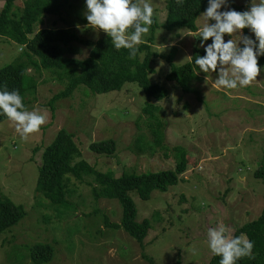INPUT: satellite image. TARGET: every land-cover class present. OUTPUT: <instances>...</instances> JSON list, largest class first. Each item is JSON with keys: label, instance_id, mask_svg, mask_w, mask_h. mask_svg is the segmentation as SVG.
<instances>
[{"label": "rangeland", "instance_id": "1", "mask_svg": "<svg viewBox=\"0 0 264 264\" xmlns=\"http://www.w3.org/2000/svg\"><path fill=\"white\" fill-rule=\"evenodd\" d=\"M58 1L62 5L60 15L45 16L43 23L34 27L35 32L70 29L79 39L93 43L108 36L89 25L86 0ZM25 2L18 0L14 10L20 13ZM146 2L164 26L166 0ZM235 2L248 11L252 0ZM4 5L5 0H0V13ZM228 10H233L228 3L220 9ZM204 22L201 15L197 28ZM248 31L255 41L254 33ZM196 35L157 31L152 50L161 57L152 63L155 73L150 79L170 90V98L163 101L149 99L138 85L127 83L121 91L96 95L81 87L72 97L53 102L67 81L61 82L47 70H28L37 81L35 95L28 97L29 111L46 113L47 121L27 140L16 132L13 122L0 123V187L26 213L23 221L0 235V264H34L31 251L42 244L54 251L53 258L44 264H150L144 255L155 264H177L179 260L182 264H208L213 256L209 229L223 224L234 237L238 229L262 214L264 66L250 86L232 90L214 86L218 71H197L190 84L192 92L185 93L175 82L167 81L171 64L163 56L172 55L178 66L189 63L195 48L205 49L212 43L209 39L201 47L202 38ZM242 35L244 31L226 34L224 39L239 44ZM150 37L151 28L138 46L147 44ZM22 51L0 38V69L21 57ZM89 53L85 46L73 44L65 56L85 59ZM148 103L161 109L163 147L156 145L155 125L144 113ZM61 129L74 136L80 152L75 162L86 161L96 171L111 172L115 177L173 170L179 162L176 147L185 148L197 159L196 166L190 165L180 183L167 193L154 191L148 201L136 191L128 193L137 208V221L149 219L152 224L143 246L123 229L107 225L121 222L122 206L117 200L94 199L92 176L82 180L67 176L70 194L64 207L36 191L44 151ZM110 139L116 142L113 155H99L89 149L92 142Z\"/></svg>", "mask_w": 264, "mask_h": 264}, {"label": "trees", "instance_id": "2", "mask_svg": "<svg viewBox=\"0 0 264 264\" xmlns=\"http://www.w3.org/2000/svg\"><path fill=\"white\" fill-rule=\"evenodd\" d=\"M17 1L5 0L0 13V38L21 47L23 51L21 57L0 69V90L19 91L27 110L30 109L31 102L28 97L34 96L37 90V81L34 76L28 74L29 69H34L37 73L47 70L56 74L61 82L67 81L65 89L55 96L53 102L72 97L81 87L96 95L121 91L127 83L138 85L149 99L163 101L170 98L171 92L166 86L150 79V75L155 73L152 63L161 57L152 50L156 33L159 29H164L168 32L188 31L196 34L197 20L209 6V0H184L182 6H177L176 0H166L168 15L165 25L161 26L154 14L148 43L138 46L137 56L130 59L129 50H117L109 36L93 43L79 39L70 29H45L35 32L34 27L43 23L45 16L60 15L62 5L58 0H26L24 8L18 10L20 13L14 10ZM227 3L234 10L244 12L243 7L235 0H228ZM243 31L244 36L250 37L248 28ZM73 44L90 49L89 56L85 59L66 57V49ZM204 55L205 49L195 48L190 62L182 66L174 63L172 55L163 56L171 64L167 81L175 82L185 93H191L190 84L197 77V71H200L194 61L197 56ZM258 61L260 66H264V56H258ZM160 111V107L152 103H148L144 108L148 121L155 125L154 134L158 137L156 145L163 147L165 129L159 119ZM7 121L10 120L6 115L0 113V123ZM89 149L99 155H113L116 142L112 139L92 142ZM175 152L179 155V162L173 170L143 174L124 173L121 177H115L111 172L105 174L96 171L86 161L75 162L80 152L74 136L61 129L44 151L36 191L54 205L64 207L68 204L67 197L70 194L69 177L82 180L84 176H92L96 184L92 185L94 199L117 200L122 206L121 222L107 225L114 229H123L129 237L143 246L152 224L149 219L137 221V208L128 193L136 191L141 199L148 201L154 191L167 193L171 187L178 185L189 166H196L197 159L192 158L183 147H176ZM25 217L24 208L14 204L2 193L0 187V235L19 224ZM242 234L253 244V256L244 257L237 261V264H264V206L262 214L238 229L234 237ZM53 252L50 245H37L31 251V260L34 264H44L53 258ZM144 259L150 264H155L154 260L146 255ZM220 259L221 257L213 253L208 264H220ZM177 264H182V261L179 260Z\"/></svg>", "mask_w": 264, "mask_h": 264}, {"label": "clouds", "instance_id": "3", "mask_svg": "<svg viewBox=\"0 0 264 264\" xmlns=\"http://www.w3.org/2000/svg\"><path fill=\"white\" fill-rule=\"evenodd\" d=\"M183 2L176 0L177 6ZM227 2L209 0V6L201 14L205 22L196 37L202 38L201 47L209 39L212 43L205 48L206 55L197 56L194 63L204 73L218 71L215 87L232 90L250 86L261 74L258 56H264V0H252L248 11H220ZM86 7L89 25L107 33L117 50H129V58L134 59L137 46L153 24V7L146 0H86ZM246 28L254 33L255 41L242 35L239 44L233 39L225 42L226 34L233 36ZM0 113L13 122L24 140L39 132L47 121L46 113L25 108L19 91L0 90ZM228 232L223 224L208 231L209 248L221 257L220 264H237L244 257L252 258L253 244L243 234L232 237Z\"/></svg>", "mask_w": 264, "mask_h": 264}]
</instances>
